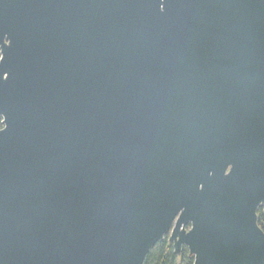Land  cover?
<instances>
[{"label":"water","instance_id":"obj_1","mask_svg":"<svg viewBox=\"0 0 264 264\" xmlns=\"http://www.w3.org/2000/svg\"><path fill=\"white\" fill-rule=\"evenodd\" d=\"M0 264H264V0H0Z\"/></svg>","mask_w":264,"mask_h":264},{"label":"trees","instance_id":"obj_2","mask_svg":"<svg viewBox=\"0 0 264 264\" xmlns=\"http://www.w3.org/2000/svg\"><path fill=\"white\" fill-rule=\"evenodd\" d=\"M258 218L259 226L264 230V206L259 208ZM145 264H194V259L190 257L187 247H184L181 255L178 256L175 253L173 244L166 238L151 250Z\"/></svg>","mask_w":264,"mask_h":264},{"label":"flooded vegetation","instance_id":"obj_3","mask_svg":"<svg viewBox=\"0 0 264 264\" xmlns=\"http://www.w3.org/2000/svg\"><path fill=\"white\" fill-rule=\"evenodd\" d=\"M0 56H1V55H0ZM0 59H1V57H0ZM0 118H1V122H0V131H1V130H3V129L5 128V126H4V124H3L4 121H3V118H2L1 115H0ZM166 238L169 240V236H167ZM166 238H165V239H166ZM169 242H170V241H169ZM184 247H185V246H184ZM184 247H183V248H184Z\"/></svg>","mask_w":264,"mask_h":264}]
</instances>
